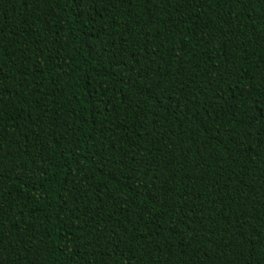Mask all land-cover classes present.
I'll use <instances>...</instances> for the list:
<instances>
[{"label":"trees","instance_id":"16d2710c","mask_svg":"<svg viewBox=\"0 0 264 264\" xmlns=\"http://www.w3.org/2000/svg\"><path fill=\"white\" fill-rule=\"evenodd\" d=\"M4 264H264V0H0Z\"/></svg>","mask_w":264,"mask_h":264},{"label":"snow or ice","instance_id":"6c2138e0","mask_svg":"<svg viewBox=\"0 0 264 264\" xmlns=\"http://www.w3.org/2000/svg\"><path fill=\"white\" fill-rule=\"evenodd\" d=\"M0 243H2V241H0ZM0 257H2V253H0ZM0 264H4V261L2 258H0Z\"/></svg>","mask_w":264,"mask_h":264}]
</instances>
